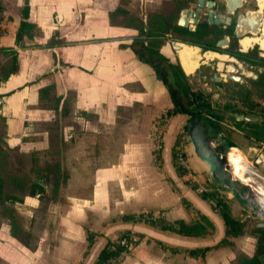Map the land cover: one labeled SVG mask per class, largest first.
<instances>
[{"label": "crops", "instance_id": "obj_1", "mask_svg": "<svg viewBox=\"0 0 264 264\" xmlns=\"http://www.w3.org/2000/svg\"><path fill=\"white\" fill-rule=\"evenodd\" d=\"M124 3L0 0V48H12L17 61L16 71L0 82V152L42 155L45 151L43 123L52 113L40 106L38 90L51 83L58 95L71 97L74 124L62 129L63 147L58 156L68 177L59 188L57 201L39 210L43 200L25 195L13 205L18 215H24L21 225L31 233L33 247L14 239L8 224L1 221L0 264H94L103 247L127 233L137 238L132 250L102 264H236L237 256L253 253L255 242L250 235L232 237L228 246L211 248L223 237V222L210 200L184 183L173 165L171 149L184 126L177 127L172 144L162 142L171 121L188 116L176 113L163 126L159 124V116L172 106L169 94L129 46L128 36L134 31L109 21V12L123 8ZM23 7L26 21L35 31L17 44L15 33ZM54 32L61 45L44 46ZM161 53L173 60L166 49ZM8 59L0 53V65ZM220 125L244 136L241 126ZM155 129L161 132L159 150L151 138ZM239 144L251 146L249 142ZM186 167L196 180L194 171ZM143 213L158 214L167 221L200 222L205 233L180 235L141 218L120 219ZM195 248L208 249L202 255L189 256L186 251Z\"/></svg>", "mask_w": 264, "mask_h": 264}, {"label": "trees", "instance_id": "obj_2", "mask_svg": "<svg viewBox=\"0 0 264 264\" xmlns=\"http://www.w3.org/2000/svg\"><path fill=\"white\" fill-rule=\"evenodd\" d=\"M124 15V10L117 7L109 12V21H111V24L113 23L117 26L127 27L129 26V23H127V20L124 19ZM132 17L137 19L135 16ZM26 18L27 10L23 7L21 9V20L15 33V43L17 44L20 43L24 35H26L27 37H31L32 32L35 31V26L27 22ZM1 19L2 15L0 8V20ZM134 22L135 23L131 25L136 31V35L146 36V39H148V45L151 47L150 57H153L154 59L151 60L149 58H143L139 53H137V56L141 61L147 63L153 70L155 76L162 81L172 103V106L170 108H167L159 116L158 121L160 122V125L163 126L165 124V119L170 115H174L176 113L185 114L190 119L194 117H199L200 119L201 117L204 118V116H209L217 121L218 126H220V122H225V120H227L237 127L241 126L244 136L253 137L257 141L259 140L264 142V123L256 121L235 122L234 119L229 115V113L237 112L250 114L257 117H259L260 114L264 116V110L259 105V103L250 99V93L248 89H233L229 87L228 101H226L221 106L216 103H211L208 93L201 90H190L186 87L187 78L177 63L172 64L166 62L167 64H165V66L163 67L159 65L160 60H163V62L166 61V59L163 58L157 50V48L163 43V35L168 31V24L163 21V18L159 16V14L152 13V15H150L148 18V25L145 30H143V25L140 19H137ZM61 43L62 41L58 37V33L54 32L46 40L44 46L55 47L61 45ZM0 53L9 56L7 64L0 65L1 82L4 81L10 74L16 71L17 61L16 54L12 50V48L2 47L0 48ZM240 55L241 58H254L258 60L256 62L249 59L250 61L256 62L258 64H260V61H264V58L257 56L255 48L252 51H248ZM257 86L260 90L259 96L264 97L263 74L259 76ZM175 93H177V95ZM38 99L40 106L49 109L52 113V117L48 121L43 123L47 134V147L45 149V153H48L51 159L44 165V168L42 169L44 172L37 175V177L31 181H22L16 176H11L12 178L10 177L7 181L0 176V222L2 221L7 223L9 226V234L27 248L33 247L31 245L32 235L29 231L23 229L21 225V218L16 213L13 205L14 203H20L22 197L25 195H38L39 198L44 201V205L42 206L43 210L48 204L57 201L59 196V188L64 184L68 177V172L60 163L58 157V150L63 147L61 138L62 129L66 126L74 125L71 120V97L69 95H66L65 97H61L60 95H58L55 91V86L53 83L38 90ZM231 100H233V102H231ZM203 124L205 125L206 121H203ZM160 134L161 132H159V137ZM210 135V137H215L216 132H212ZM177 142L178 136L175 137L174 144L171 149L173 165L181 180L184 183H187L190 176L188 175L186 170H184V168H182L181 165L176 161L175 157V147L177 145ZM154 144L155 150H159L156 145L160 146V142L157 143L156 141H154ZM195 149L207 150L208 147L204 144H195ZM212 171H217V168L213 164ZM47 184L50 185L49 193H46L45 191V186ZM200 197H202L203 199H208L209 197H212V193L203 192L200 193ZM212 208H216L215 210L217 211L223 222L224 229L223 237L221 238V240L211 248H215L218 245L228 246L230 244V241L228 240L229 238L239 237L245 233L244 231H242L243 224L239 219L234 218L230 214L228 206L224 204L220 199L214 200ZM140 218V214H138L137 216H134L132 214L120 216L121 220L128 221H139ZM199 219L203 220L204 224L212 228L211 223H209L205 217L200 216ZM144 222L161 230L175 232L180 235H200L205 233V230L203 229V226H201L200 222L187 224L182 220L167 221L161 217H157L154 220L144 219ZM248 235L255 238L253 253L250 256H237L236 264H264V222L262 223V226L254 227V229L251 230ZM87 241H90L89 234H87ZM113 244L114 243L107 244L100 250L94 264H102L117 253L118 247H116L115 245L113 246ZM206 249L208 248H195L189 249L186 252L189 256H197L199 254L202 255Z\"/></svg>", "mask_w": 264, "mask_h": 264}, {"label": "rangeland", "instance_id": "obj_3", "mask_svg": "<svg viewBox=\"0 0 264 264\" xmlns=\"http://www.w3.org/2000/svg\"><path fill=\"white\" fill-rule=\"evenodd\" d=\"M203 60L205 65L209 64V66H203L204 70L206 71V73L211 72L210 65H212V62H214L216 58L213 57L212 60L202 59V61ZM198 70H201L200 67ZM239 71L246 73V70L244 68H240ZM217 73L225 74L221 67H218ZM251 73H253L254 75V70ZM197 74L198 71L196 70L194 74L192 73V75H186L189 80L190 88L199 89L206 93L216 92L218 94V97L215 100V103L218 102L219 106L228 101V89L229 87H231L230 82L222 83L221 90L214 91V87L210 82V78L207 82L203 83L202 81L198 80ZM231 88L248 89L250 93V99L258 102L264 110V97L259 96L260 90L258 86L248 82H244L242 85L233 86ZM210 102L214 104L212 100H210ZM231 102H233V100H231ZM257 118L258 122L264 123L263 115L260 114ZM193 121V118L190 119L185 116H177L171 121L170 125L164 131L162 135V142L164 146L172 144L177 127L184 126L186 130L178 132V142L175 150L177 151L178 149H180L182 151L183 160L186 161L185 165H187L190 170L194 171V178L196 179H193L194 181H191L192 174L190 173V178L186 184L193 188L199 195L203 192L212 193V197L208 198V200H210L211 207L214 204L215 199H220L224 204H226L228 206L230 214L232 213V216L239 219L243 224L242 231H244L245 233L241 235V237L246 236L250 233L251 230L254 229V227L262 226L260 224L264 222V210L261 209V206L256 203V201L253 200L251 196V186L254 185V183H248L245 180L241 179L239 176L235 175L233 167L228 160V150L235 146L237 147L236 149L243 151L246 148H244V146L240 147L239 143L244 144L247 142H249L251 146L257 148V142L245 139L242 134L229 132L227 127L223 125L218 126L217 121L209 116H204V118L201 117L197 122L198 125H194L193 127L189 128ZM203 121H206L205 126H202ZM225 122L227 125H231L229 121L225 120ZM212 132H216L215 137H210V134ZM193 142H196V144L198 145L204 144L208 147V149H199L195 152ZM184 143L185 146L183 148ZM229 145L233 146H231L227 150V146ZM261 152L264 155V149L261 150ZM185 154L187 160H185ZM50 159V155L48 153H45V151L42 152V155H36L35 153L28 154L17 150H8L3 153L0 152V176L7 181L11 176H16L22 181H31L35 179L37 175L44 172L42 169L44 168V165L50 161ZM212 164L217 168L216 172L212 171ZM256 168L262 175H264V170L259 169L257 166ZM184 170H186V172H189L185 168ZM258 175L264 178V176L260 175L259 173ZM257 182L263 184L260 181ZM49 186L50 185L48 184L45 186L46 193H49ZM227 194H230L232 196L228 197ZM39 210H43V208L40 207ZM19 216L21 218V221H23L22 219L24 215L19 214ZM253 239L255 242L254 237Z\"/></svg>", "mask_w": 264, "mask_h": 264}, {"label": "flooded vegetation", "instance_id": "obj_4", "mask_svg": "<svg viewBox=\"0 0 264 264\" xmlns=\"http://www.w3.org/2000/svg\"><path fill=\"white\" fill-rule=\"evenodd\" d=\"M125 0L123 10L125 15L124 19L129 23V30L134 32L129 38V46L135 50L136 53H139L143 58L154 59L150 57L151 47L148 45V39L145 35H136V31L131 24L135 23L137 19L141 20L143 25V30L148 25V18L152 13L159 14L163 18V21L168 24V31L163 35V43L157 48L159 54L166 59L159 61L161 67L165 66L167 63L178 64L180 63L178 57L175 56L171 46L170 41H175L180 44H188L195 47V50L192 51L191 48L182 46L181 54L186 52L190 56H201L208 52H213L214 54L224 55L223 59L220 58V61L223 62L222 70L225 74H219L217 59L212 62L211 72L206 73L204 70L205 66H209L202 61L205 57L198 59L199 66L195 69L198 71L197 77L198 80L203 83L207 82L210 78V82L213 84L214 91L221 90V84L225 82H230L231 87L242 85L244 82H248L257 86V82L260 75H264V61H260V64L256 63L258 60L254 58H241L240 54L252 51L256 49V54L258 57L264 58V53L258 49L256 42H251L250 38L255 37L251 35H243L239 38L235 36V24L239 14H243L246 11H254L259 6L257 2L260 0H241L240 4H237L236 0H230V6L232 9L226 13V7L224 0H202L201 5H198V0ZM209 2V5L206 3ZM261 9L264 11V0L261 1ZM199 7V10L197 8ZM120 8V7H119ZM136 14V15H133ZM194 14H197L194 16ZM135 16L137 19L133 18ZM195 19V21L193 20ZM259 27L262 28L260 24ZM227 38L225 44H222L220 47H217L216 44L224 41V38ZM137 38V40H136ZM245 40L244 47H242L241 41ZM136 40V41H135ZM248 40L250 43H248ZM166 49V51L172 55L173 60L170 62L162 53L161 50ZM258 49V50H257ZM213 59V58H212ZM211 59V60H212ZM167 62V63H166ZM232 63L236 68L235 75L241 77V81L229 80L226 78L228 63ZM196 65L190 64L189 70H192ZM204 66V67H203ZM200 67L201 70H198ZM240 68H244L246 73L239 71ZM182 70V69H181ZM204 70V71H203ZM254 70V75L253 72ZM183 72V71H182ZM216 73L220 76L218 81L212 79V74ZM194 74V73H193ZM187 78V76H186ZM248 79V80H247ZM186 87L190 90H199L192 89L189 87V80L187 78ZM210 100H212V95L215 92L209 93ZM177 95V93H175ZM218 95V94H217ZM178 97V96H177ZM218 97V96H217ZM217 99V98H216ZM212 102L215 101L212 100ZM216 104L219 105L218 102ZM224 104V103H223ZM257 117V116H255Z\"/></svg>", "mask_w": 264, "mask_h": 264}, {"label": "water", "instance_id": "obj_5", "mask_svg": "<svg viewBox=\"0 0 264 264\" xmlns=\"http://www.w3.org/2000/svg\"><path fill=\"white\" fill-rule=\"evenodd\" d=\"M237 1V4L239 5L240 4V1L241 0H236ZM261 1L263 0H260L259 2H257L258 4V8L255 9L254 11H246L243 14H239L238 17H237V21H236V24H235V36L236 38H239L243 35H251V36H255V37H252L255 40L256 44L258 45L259 42L261 41H264V32L262 31V28L264 27V11L260 8L262 3ZM225 2V7H226V13H228L232 7L230 6V0H224ZM202 3V0H198V5H201ZM206 5H209V2L206 3ZM197 10H199V7L197 8ZM197 14H194V16H196ZM195 21V19H193ZM262 25V28L259 27V25ZM227 41V38L225 37L224 38V41L222 42H219L216 44L217 47H220L222 44H225V42ZM170 46L175 54L176 57H178V60H179V63H180V66H181V69L184 73V75H188L192 70H186L182 64H181V61H180V56H179V50L181 49V46H186L188 48H191V49H195L194 46H191V45H188V44H180V43H177L175 41H170ZM258 49L261 50V48L259 47L258 45ZM207 58V59H212L213 57L215 58H218V59H223L225 56L224 55H218V54H214L213 52H208L206 54H203L199 57L200 58ZM217 65L218 66H221V69H222V66H223V62H221L220 60H217ZM199 66V63L197 61L196 63V68ZM228 66V70H227V74H226V78L229 79V80H237V81H241V77H239L238 75H235L236 73V68L235 66L230 62L227 64ZM194 67V68H195ZM212 79L214 81H218L220 79V76L216 73H213L212 74ZM217 98V93H213L212 95V100H216ZM230 116L234 119L235 122H242V121H257L258 118L255 117V116H252L250 114H243V113H237V112H233V113H230ZM194 121L193 123L191 124L190 127H193L194 125H198V121H199V117H194L193 118ZM202 126H205L203 123H202ZM245 154V156L252 160L253 164L255 166H257L259 169L261 170H264V155L262 154L261 151H258L256 147L254 146H249L248 148H246L243 152ZM262 225V224H260Z\"/></svg>", "mask_w": 264, "mask_h": 264}, {"label": "bare ground", "instance_id": "obj_6", "mask_svg": "<svg viewBox=\"0 0 264 264\" xmlns=\"http://www.w3.org/2000/svg\"><path fill=\"white\" fill-rule=\"evenodd\" d=\"M262 31L264 32V27L262 28ZM247 40L246 38L241 41L242 47L245 48L244 46V41ZM256 39L250 38L251 42H255ZM248 40V43H250ZM259 47L261 48L262 53H264V41H261L258 43ZM182 49V46H181ZM179 50V56H180V61L182 66L186 69L189 70L190 64L196 65L197 60L199 59L198 56H190L185 50L182 54L181 51ZM195 49H192L194 51ZM195 60V61H194ZM193 62V63H192ZM230 150V152H229ZM228 150V160L230 164L233 167V171L235 175L239 176L241 179L245 180L248 183H251L254 185L251 186V196L253 200L256 201L261 206V209L264 210V178L258 175V172H256L250 165V161L248 158L245 156V154L240 152L239 150L235 148H231ZM227 158V157H226ZM234 175V176H235ZM261 179V180H260ZM262 182L263 184L257 182L259 181Z\"/></svg>", "mask_w": 264, "mask_h": 264}, {"label": "built area", "instance_id": "obj_7", "mask_svg": "<svg viewBox=\"0 0 264 264\" xmlns=\"http://www.w3.org/2000/svg\"><path fill=\"white\" fill-rule=\"evenodd\" d=\"M151 138L153 141H156L157 143L160 142V137H159V132L157 131V129H155V132H152L151 134ZM257 150L258 151H261L264 149V142L263 141H257ZM157 148H159L158 145H156ZM231 146H227V150L228 148H230ZM242 151V150H241ZM244 152V150H243ZM225 156V155H224ZM175 157H176V160L177 162L182 166V168H185L187 169L186 165H185V161L183 160V155H182V151L180 149H178L175 153ZM249 161L252 162V160L248 159ZM250 162V165L256 169V171L262 175L259 170L256 168V166L253 164V162L251 163ZM254 165V166H253ZM264 176V175H262ZM261 180V179H260ZM259 180V181H260ZM191 181H194L193 178H191ZM158 217V214H147V213H143L142 216H141V220L143 221L144 219H151V220H154L155 218ZM137 242V238L135 236H133L132 234H125V235H122L120 237H118L113 246L115 245L116 247H118V251L117 253L112 257V260L113 259H118L119 257H124L126 256L131 250L132 248L135 246ZM112 248V247H111Z\"/></svg>", "mask_w": 264, "mask_h": 264}]
</instances>
